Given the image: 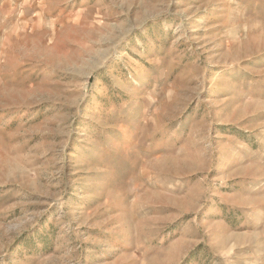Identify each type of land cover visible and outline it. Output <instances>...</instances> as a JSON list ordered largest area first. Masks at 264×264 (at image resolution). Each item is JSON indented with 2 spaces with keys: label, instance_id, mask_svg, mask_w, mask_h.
<instances>
[{
  "label": "rangeland",
  "instance_id": "374dc122",
  "mask_svg": "<svg viewBox=\"0 0 264 264\" xmlns=\"http://www.w3.org/2000/svg\"><path fill=\"white\" fill-rule=\"evenodd\" d=\"M0 264H264V0H0Z\"/></svg>",
  "mask_w": 264,
  "mask_h": 264
}]
</instances>
